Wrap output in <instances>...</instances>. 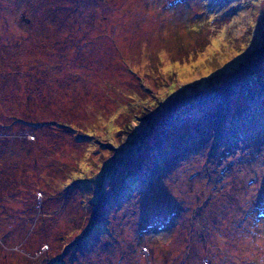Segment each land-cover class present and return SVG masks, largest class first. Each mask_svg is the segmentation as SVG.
<instances>
[{
  "label": "rangeland",
  "instance_id": "obj_1",
  "mask_svg": "<svg viewBox=\"0 0 264 264\" xmlns=\"http://www.w3.org/2000/svg\"><path fill=\"white\" fill-rule=\"evenodd\" d=\"M263 30L264 0H0V135L18 139L0 157L22 158L26 145L50 180L88 167L104 186L109 162L118 190L127 173L144 177L161 136L185 139L172 167L100 210L106 226L69 264H264V122L247 150L215 147L219 135L238 136V74ZM222 85L232 90L227 117L212 96ZM76 186L47 201L58 210L43 221L54 242L62 226L95 221L98 201L84 218ZM7 226L0 264L49 247L19 242L14 219Z\"/></svg>",
  "mask_w": 264,
  "mask_h": 264
},
{
  "label": "trees",
  "instance_id": "obj_2",
  "mask_svg": "<svg viewBox=\"0 0 264 264\" xmlns=\"http://www.w3.org/2000/svg\"><path fill=\"white\" fill-rule=\"evenodd\" d=\"M241 65V70L238 74V94L240 93L246 98V106L238 110V136H235L234 138H225L223 140L222 136L219 135L217 137V143L215 142V147L218 146L217 148L220 149L225 145L226 148H229V152L231 149L234 150L236 148H238V151L247 150L252 142L257 139L248 136L254 131H261L260 128L264 122V89L262 91L260 88L264 87V30L260 33L258 43L250 52V56L245 62H242ZM227 86L229 85L218 86L213 88L215 91H212V96L215 95L216 98L214 100L218 102L220 113L224 114V116L228 114L231 106L229 97L232 95V90L227 89ZM257 89L260 90L257 91ZM197 92H200V90H197L195 93ZM197 99H201L200 95L195 94L192 101ZM135 117L136 116L134 115V118ZM232 122L233 126L237 125V123L233 121V118ZM201 126H203V124H201ZM223 127L224 126L221 124V134L224 129ZM130 128L132 127L130 126ZM176 128H178V126H176ZM131 135L136 136V132L133 131L130 136ZM236 138L238 139L235 140ZM184 140L185 139L182 138V140L172 142L171 136H161L159 142L155 145V148L157 149V152H155L156 155L152 156V158H150L151 160L147 162L145 168L142 169L145 173L144 177L137 176L131 178V174L127 173V179H123L121 183V186L124 185V189L122 188L123 191L121 187H119L118 190H114V184L117 180L118 174L115 172V169H110L111 167L109 168V162L104 169H107L106 175L109 178V182L104 186L102 184L97 185L95 179L97 173L91 172L88 167L87 170L82 169L78 172L80 178L72 179L67 183L63 184V181L60 178L56 179L52 177V180H50L49 174L46 173V168L41 165L42 163L40 159L37 160L38 162H36L35 165H33L35 161L32 160V156L26 145H24V147H26L27 150L22 158L17 159L16 157H9L4 159L0 157V220L3 219L7 221L5 225H3V220H1L0 230L3 227L6 228L4 234L2 235L0 232V235H2L3 240H9V238H7V232L10 227L7 226V223L11 219H14L15 229H17L20 234L23 232L19 242L25 240L24 243L29 245L32 241L35 242L40 238H44L45 243L49 244V247L38 255L34 254L32 250L27 255L21 254V252H16L17 260L15 261V264H69L67 262L68 253L78 252L79 247L81 250L84 249V246L87 245L85 239H87L86 237L90 235L91 231H93L92 228L95 227L97 223L99 230H102L100 226H106L107 220L105 221L101 218L102 212L100 210L102 208L103 210L106 208L110 209L112 206L114 207L122 202L124 195L133 192L134 189H132V186L140 183L145 177H153L156 172H161L168 167H172V162L175 161L174 159L181 155L179 154L181 149H178V147L183 146L181 141L184 142ZM15 141H18V139L0 135V150H2V152L12 150V145H14ZM135 151L136 150L133 149L129 152L131 153ZM215 152L217 151L213 150L212 155L216 154ZM82 162L83 164H86L87 161L83 160ZM100 165L101 162L96 166V168L98 167L97 171L99 175L100 171L104 168H101ZM90 172V176L86 177ZM130 181H132V183H130ZM76 185H78L84 192L82 198L84 218H86L85 214H87L89 209L88 202H90V199L92 202L98 201L94 215L90 214L91 217H95V221L88 228L84 223L79 225L72 224L70 226H62V230L57 233L55 236L57 239L56 242H54L53 239H49V234L43 233L44 219L50 218L53 213L58 211L56 209L50 210L47 207V204H49L47 201L53 196L64 200L72 194L71 190L77 187ZM100 190L102 191V194H99ZM38 192H42V197L44 195L42 208L40 209L41 211L38 208ZM96 192H98L97 195L95 194ZM112 193L114 194L112 195ZM88 196H90V198L89 200H86ZM11 202L18 204V210H13V212H11ZM45 207H47V210H45ZM38 213L40 214L36 221L37 224L35 228L33 227L32 232L28 236L27 233L30 230V225L28 226V223L30 224V217L32 216L35 220ZM94 233L97 232L94 231Z\"/></svg>",
  "mask_w": 264,
  "mask_h": 264
},
{
  "label": "snow or ice",
  "instance_id": "obj_3",
  "mask_svg": "<svg viewBox=\"0 0 264 264\" xmlns=\"http://www.w3.org/2000/svg\"><path fill=\"white\" fill-rule=\"evenodd\" d=\"M262 215H264V213H262Z\"/></svg>",
  "mask_w": 264,
  "mask_h": 264
}]
</instances>
